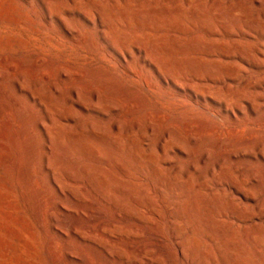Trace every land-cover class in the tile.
<instances>
[{
	"label": "bare ground",
	"instance_id": "6f19581e",
	"mask_svg": "<svg viewBox=\"0 0 264 264\" xmlns=\"http://www.w3.org/2000/svg\"><path fill=\"white\" fill-rule=\"evenodd\" d=\"M221 1L18 0L13 28L37 52L0 57V141L42 140V184L55 194L42 201L56 208L50 229L70 263L264 264V0H250L253 16ZM189 18L207 40L184 47L170 21ZM72 50L84 55L48 64L46 53ZM92 52L112 65L91 68ZM175 146L200 155L182 169ZM116 152L138 159L143 178L125 166L117 178L82 169L84 179L78 167L59 178L48 165Z\"/></svg>",
	"mask_w": 264,
	"mask_h": 264
},
{
	"label": "rangeland",
	"instance_id": "374dc122",
	"mask_svg": "<svg viewBox=\"0 0 264 264\" xmlns=\"http://www.w3.org/2000/svg\"><path fill=\"white\" fill-rule=\"evenodd\" d=\"M249 2L250 0L221 1L224 8H227L228 5L236 6L240 4L246 11L247 15H256L259 10L258 6L252 7L249 5ZM208 6L209 5H206L205 7L208 9ZM191 8H196V2L192 3ZM22 11L23 8L19 4L18 0H0V31H2L0 32V57H7V55L8 57H12L14 55L13 53H17V55L13 57L21 58L37 52L33 45L28 44V38L21 36L13 28L14 23L19 17L18 15H20ZM191 21L192 24L190 23ZM178 22L181 23L183 29H185L182 35L184 47L189 44H193V42L204 43L205 40H207L204 27H202L198 21L190 18L182 20L176 19L174 21H170V25H176ZM168 32H170V29H167L165 34H168ZM46 55L48 56V64L55 65L58 68V64L60 62L73 60L77 57L83 56L84 53L78 50H72L66 54L46 53ZM186 56L187 55L184 57L188 58ZM89 57L91 60L88 62L91 64V68L101 66L108 67L109 65H112L113 62L111 59L107 58V62L105 61L106 63H102L100 61L102 55L96 54L95 52L90 53ZM118 59L120 60V58L115 55L114 60L117 61ZM247 69L250 70L249 67H247ZM56 70L57 69L54 68V71ZM117 70L120 71V69ZM51 77L56 80V74H53ZM229 84L234 87L238 85V82H229ZM70 85L71 84L66 86V90L70 88ZM180 94L183 95L182 93ZM148 99L149 103L153 105L162 98L148 97ZM167 99L168 98H165L163 100ZM198 101L201 104L206 102L210 108L215 107L209 98H205V100L199 98ZM5 102L7 103V100H5ZM146 113L149 114L150 110L140 114L139 117L143 119L144 116L146 117ZM229 114L230 113H228V115ZM125 120L128 124L131 119L127 116ZM19 128H21V126ZM23 131V127L18 130L19 133ZM27 137L24 141L17 139L16 141L14 140L13 143L9 140L6 142L0 141V264H81L70 263L67 260L64 246L56 243V236L54 237V234L51 232L48 214L50 211L56 212V208L50 205V203L43 202L42 200L45 192L51 196H54L55 194L50 190H44V186L42 184L43 181L46 182L45 175H40L39 158L44 154L43 142L40 139L32 140V137ZM26 140H28L27 143ZM30 145L33 146V152H31L28 148ZM52 148L54 155L60 153V148L56 142L52 143ZM182 148L183 149L179 150L178 146H175L169 153V156H177L185 162L181 166L182 169H185L187 164L198 159L200 152L196 150H187V148L183 146ZM70 151L76 153L78 150L70 148ZM184 151L186 153L187 151L188 153H192V157L188 159ZM2 156H5L4 159ZM114 156L115 159H108V156L104 153L100 158L90 156L87 159L84 158L79 161L75 160L74 162H66L62 159L59 160L60 163L57 162V159L55 158L56 156H50L51 158L48 165L49 167H57V169L60 167V173H58L59 178L65 177L62 171L63 169H68L70 171L69 173L76 176L74 172L71 171L73 167L81 169L82 172H79L78 175L84 179H87L88 177L82 169H86L89 172L103 171L104 176L107 177L108 175L117 178L120 174L119 166H125L126 168L132 170L137 178H143L142 174H145V171L138 169V159H135L133 156L126 155V152L124 154L116 152ZM5 159H7L6 162L4 161ZM58 163L64 167L59 166ZM193 178H197V176H193ZM195 181L196 179H193V182ZM41 186H43V190ZM74 189L75 188H73L72 191L75 195L82 194L80 190ZM67 205L69 207L71 206L70 204ZM68 219L70 220L71 218L67 217L64 221H69ZM160 230L166 234L164 225H161ZM84 235L86 237H93V235L90 234ZM94 238L96 241L103 242L102 238H99V236L95 235ZM74 241L75 240L69 241L68 249L74 254L78 253L84 257L86 256L87 260H90L91 263H95V260L90 252L91 249ZM120 244L123 245L124 242L122 241ZM75 245L78 246L76 247ZM167 245L168 251L171 252L172 242L169 241Z\"/></svg>",
	"mask_w": 264,
	"mask_h": 264
}]
</instances>
